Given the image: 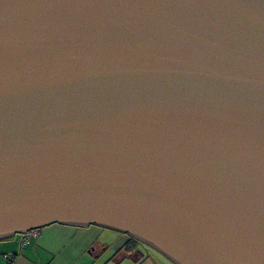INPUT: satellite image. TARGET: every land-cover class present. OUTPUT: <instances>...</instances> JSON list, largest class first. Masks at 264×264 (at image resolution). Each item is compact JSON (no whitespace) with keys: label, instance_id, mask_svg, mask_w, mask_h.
Segmentation results:
<instances>
[{"label":"water","instance_id":"95a60500","mask_svg":"<svg viewBox=\"0 0 264 264\" xmlns=\"http://www.w3.org/2000/svg\"><path fill=\"white\" fill-rule=\"evenodd\" d=\"M53 223L264 264V0H0V240Z\"/></svg>","mask_w":264,"mask_h":264},{"label":"crops","instance_id":"0c3cea01","mask_svg":"<svg viewBox=\"0 0 264 264\" xmlns=\"http://www.w3.org/2000/svg\"><path fill=\"white\" fill-rule=\"evenodd\" d=\"M128 241L129 235L98 225L53 223L25 246L21 235L0 240V264H174L153 248L123 250Z\"/></svg>","mask_w":264,"mask_h":264},{"label":"built area","instance_id":"2783aa9c","mask_svg":"<svg viewBox=\"0 0 264 264\" xmlns=\"http://www.w3.org/2000/svg\"><path fill=\"white\" fill-rule=\"evenodd\" d=\"M41 234L40 228H32L25 233L21 234V243L23 246L28 245L33 239L37 238Z\"/></svg>","mask_w":264,"mask_h":264},{"label":"flooded vegetation","instance_id":"af4514ba","mask_svg":"<svg viewBox=\"0 0 264 264\" xmlns=\"http://www.w3.org/2000/svg\"><path fill=\"white\" fill-rule=\"evenodd\" d=\"M132 241V242H131ZM129 244H133V246L135 247V250L136 251H141L142 249H149L148 248V245L147 244H145L144 242H142V241H139V240H137V239H135L134 237H131V236H129V241H128V243L125 245V247H123V250H128V246H129ZM117 252V251H116ZM115 252V253H116Z\"/></svg>","mask_w":264,"mask_h":264},{"label":"trees","instance_id":"16d2710c","mask_svg":"<svg viewBox=\"0 0 264 264\" xmlns=\"http://www.w3.org/2000/svg\"><path fill=\"white\" fill-rule=\"evenodd\" d=\"M132 242V241H131ZM128 250H130V251H136L135 250V247L133 246V244H129V246H128Z\"/></svg>","mask_w":264,"mask_h":264},{"label":"rangeland","instance_id":"374dc122","mask_svg":"<svg viewBox=\"0 0 264 264\" xmlns=\"http://www.w3.org/2000/svg\"><path fill=\"white\" fill-rule=\"evenodd\" d=\"M40 229H42L43 227H39ZM17 235H21V234H17ZM136 239V238H135ZM148 248L150 249L151 247L148 246Z\"/></svg>","mask_w":264,"mask_h":264}]
</instances>
